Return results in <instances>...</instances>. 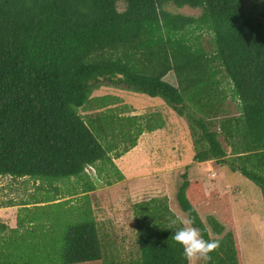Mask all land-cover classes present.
<instances>
[{"label":"trees","instance_id":"obj_1","mask_svg":"<svg viewBox=\"0 0 264 264\" xmlns=\"http://www.w3.org/2000/svg\"><path fill=\"white\" fill-rule=\"evenodd\" d=\"M259 2L264 16V0ZM171 4L201 12H174L168 9ZM203 33L212 34L208 49ZM103 85L162 98L188 120L195 162L228 165L261 186L264 195V22L245 0H0V177L28 176L39 188L85 177L81 192L90 191L95 186L87 167L115 164L108 153L109 133L132 135L130 146L117 152L120 156L145 130L164 127L163 118L114 112L111 96L100 98L98 107L106 110L82 116L79 109ZM229 91L239 108L237 116L225 108ZM183 179L178 202L201 235L212 239L187 196V172ZM41 202L45 204L34 206L37 211L64 204L49 195ZM65 214L60 224L54 223L56 234L41 233L44 241L6 240L5 251L0 240V264L102 259L104 244L91 207L76 220ZM37 215L28 221L38 225L42 217ZM135 215L136 264H189L172 240L174 229L167 228L171 218L165 204L156 199L137 202ZM7 230L10 226L0 221V235ZM219 255L217 247L206 264H218Z\"/></svg>","mask_w":264,"mask_h":264},{"label":"rangeland","instance_id":"obj_2","mask_svg":"<svg viewBox=\"0 0 264 264\" xmlns=\"http://www.w3.org/2000/svg\"><path fill=\"white\" fill-rule=\"evenodd\" d=\"M245 1L248 9L264 22V16L258 12L262 9L259 0ZM255 3L260 4L256 10L252 6ZM168 9L190 15L201 12L200 9L189 6L179 8L172 4ZM201 39L208 49L212 34L203 33ZM173 78L172 74L168 76L170 80ZM227 93L229 97L225 108L232 116H237L239 108L232 100V93ZM103 96L112 97L114 112L122 109L119 113L125 116L163 118L165 125L153 131L145 130L136 145L120 156L117 152L130 146L132 135L122 138L109 133L108 142L112 149L108 153L115 164L107 162L104 166L99 162L87 167L86 172L95 186L90 191L81 192L88 181L85 177L80 180L66 178L52 185L46 182L39 188L30 177L13 179L8 175L1 176L0 221L10 226V230L0 235L5 251L8 250L6 240L16 239L19 243L32 239L44 241L41 233L44 232L45 237L56 234L58 229L54 223L60 224L62 215L70 213L69 216L76 220L82 210L91 207L104 244V256L100 260L68 264H136L140 252L135 204L156 199L167 206L170 218L188 219L177 199L183 174L187 172L190 179L187 196L198 209L212 239L218 241V264H264V195L261 186L215 160L195 162V141L188 120L177 115L160 97H151L122 86L103 85L95 89L90 102L79 109L81 115L87 117L106 110L98 107ZM220 138L232 155L231 147L223 137ZM101 166L104 167L102 171L99 169ZM119 175L122 177L119 178ZM107 179L113 183H108ZM77 188L79 190L75 193ZM47 195L64 204H51L45 210L37 211L35 207L45 203L33 204ZM25 202L30 205H24ZM36 212L38 215L35 217H42L38 225L28 221ZM47 217L52 219H43ZM17 220L22 221V225ZM44 255L41 254L40 258ZM206 261L193 258L191 264H206Z\"/></svg>","mask_w":264,"mask_h":264},{"label":"clouds","instance_id":"obj_3","mask_svg":"<svg viewBox=\"0 0 264 264\" xmlns=\"http://www.w3.org/2000/svg\"><path fill=\"white\" fill-rule=\"evenodd\" d=\"M167 228H173L172 240L182 248L183 257L191 264L193 258L210 259L209 254L217 248L218 241L205 239L190 219L173 217Z\"/></svg>","mask_w":264,"mask_h":264},{"label":"crops","instance_id":"obj_4","mask_svg":"<svg viewBox=\"0 0 264 264\" xmlns=\"http://www.w3.org/2000/svg\"><path fill=\"white\" fill-rule=\"evenodd\" d=\"M24 177H28V176H24ZM25 203H26V202H25ZM40 203H43V202L40 201V202L35 203V204H33V205H38V204H40ZM23 204H24V203H23ZM24 205L28 206V205H30V204H29V202H28L27 204H24Z\"/></svg>","mask_w":264,"mask_h":264}]
</instances>
